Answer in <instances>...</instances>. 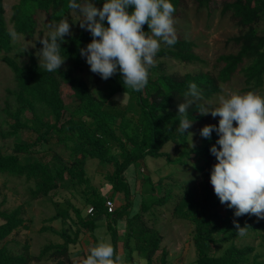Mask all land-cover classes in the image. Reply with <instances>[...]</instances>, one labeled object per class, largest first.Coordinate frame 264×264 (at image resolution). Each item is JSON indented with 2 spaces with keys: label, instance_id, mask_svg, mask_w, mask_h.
Returning a JSON list of instances; mask_svg holds the SVG:
<instances>
[{
  "label": "trees",
  "instance_id": "16d2710c",
  "mask_svg": "<svg viewBox=\"0 0 264 264\" xmlns=\"http://www.w3.org/2000/svg\"><path fill=\"white\" fill-rule=\"evenodd\" d=\"M171 2L175 6V15L182 0ZM195 2L200 8H210L212 0ZM67 4L68 0H18L13 5L10 17L13 29H10L4 0H0V52L7 53L3 59L14 73L15 88L10 92L16 99L15 104L8 102L6 105L4 122L8 128L4 129L0 124V135L20 137L24 129L35 135L34 139L14 142L11 152L0 143V175L24 176L29 182L32 199L47 196L60 187L72 188L80 194L83 206L93 209L86 212L68 197L56 201L58 211L53 218L67 220L72 231L44 226L43 230L62 235L64 241L48 242L39 254H32L28 240L19 249L10 246L5 239L21 226H28L23 206L12 210L0 208V217L4 219L0 223V264H30L32 261L71 264V245L86 232L97 244L96 231L102 219L112 237L113 264H137V257L146 260L147 264H172L166 247L159 256V263L156 261L163 235L155 224H150V221L155 223L161 219L156 206H166L172 201L175 202L173 217L189 220L194 226L196 256L185 264H264L261 259L264 253H254L256 243L241 241L245 236L260 237L259 244L264 245V219L248 214L235 217L233 210L224 204L225 211L221 212V203L209 182L212 165L217 162L209 151L217 138L216 133H212L211 140L202 137L198 144L190 147L188 134L204 115L196 111L195 105L191 106L188 118L193 119V124L184 135L176 130L178 121L175 120L177 104L191 82L202 89L203 104H207L206 101L220 91L221 83L229 81L237 70L244 75L246 90L256 91L263 87L264 26L259 29L257 24L264 22V0H223L222 12L231 14L240 26V32L231 37L238 49L218 57L221 65L217 73L209 70L169 73L164 61L160 60L150 66L148 84L143 90L125 89L120 74L107 80L97 75L98 80L105 82V85H97V93L96 82L81 75L85 59L80 56L79 48L91 40L89 32L83 29L65 37L67 42L61 45V55L67 58L58 72L49 73L39 67L38 57L32 53L27 63H20L10 55L15 47L14 33L32 36L39 15L43 13L52 21H60L71 12ZM99 5L102 4L97 0ZM143 27L147 30L146 24ZM194 46L193 40L177 34V43L162 45L156 56L187 63L202 61ZM64 84L71 90L67 96L62 87ZM54 135L58 143H64L70 149V159L64 160L60 153L52 150L49 143ZM37 145H41L40 149ZM46 154H53V159L46 160ZM93 158L111 168L102 171L105 180L101 186H96L87 172V163ZM153 158L162 161L167 168H174L167 175L172 178V184L164 183V177L154 179L153 174L159 167L151 162ZM131 167L141 168L144 176L142 191L136 190L142 195L137 211L133 210L135 189L128 173ZM177 172L202 173L204 192L199 194L183 182L181 192L176 193L174 185L177 182L179 185V181L176 178V182L173 175ZM117 198H121L122 203L110 210L107 201L116 203ZM233 220L242 227L247 225L244 236L237 234ZM122 221L125 230L119 234ZM120 241L125 255L123 263L118 259ZM219 247L222 250L217 253Z\"/></svg>",
  "mask_w": 264,
  "mask_h": 264
},
{
  "label": "clouds",
  "instance_id": "9594fccd",
  "mask_svg": "<svg viewBox=\"0 0 264 264\" xmlns=\"http://www.w3.org/2000/svg\"><path fill=\"white\" fill-rule=\"evenodd\" d=\"M68 0L67 7L80 16L79 27L91 36L90 42L79 48V54L89 70L107 80L119 73L125 89L141 91L148 84L149 68L162 45L177 43L171 0ZM147 25V30L144 25ZM47 36L36 55L39 67L49 73L58 72L67 56L61 55V45L71 36V23L61 19L49 25ZM124 98V97H123ZM202 89L188 84L177 104L176 130L183 134L192 124L189 109L195 105L201 115L219 117L217 124H205L201 137L217 138L209 151L216 158L209 182L221 204L233 210L235 217L255 215L264 219V95L253 91H229L218 95L214 105L201 103ZM191 139V133L188 134ZM236 232L246 234L247 225L233 220ZM114 248L100 242L89 249L83 264H113ZM137 264H147L137 257Z\"/></svg>",
  "mask_w": 264,
  "mask_h": 264
},
{
  "label": "rangeland",
  "instance_id": "374dc122",
  "mask_svg": "<svg viewBox=\"0 0 264 264\" xmlns=\"http://www.w3.org/2000/svg\"><path fill=\"white\" fill-rule=\"evenodd\" d=\"M18 0H4L5 5V16L8 21V26L13 29L10 17L13 13V5L17 3ZM99 5L97 7H100ZM223 0H212L210 3V8L197 6L195 0H182L181 5L178 7V11L174 15L176 34L189 38L195 42L194 51L200 55L202 61L196 63L181 62L171 57H157L154 58V63L160 60L164 61L165 69L169 73H179L184 74L186 72H196L199 70L204 71H216L219 69L221 63L218 61V57L222 53H228L236 51L238 45L231 41V37L240 32V26L236 23L229 12L223 13ZM69 16L71 18L69 19ZM71 23V33L75 34L79 29V19L80 16L76 11L71 10L70 14L65 17ZM63 18V19H65ZM59 21H52L49 17L43 13L39 15L38 23L36 26V32L32 36H26L22 34L14 33V44L15 47L10 52V55L15 56L20 63H27L30 60V54L36 55L38 49L42 46L39 42L41 37L47 36L50 31L49 25L58 23ZM264 26V22L261 21L257 24V27L261 29ZM7 53L0 52V124L2 128L7 129L8 124L4 122L7 117L5 111L8 102L15 104L16 99L10 90L15 88L14 73L11 67L3 59V56ZM119 74V73H116ZM81 75L86 79L91 78V81H95L94 85L95 92L97 93V85H105V82L97 79V74L92 73L89 70V65L84 63V70L81 71ZM155 75V73H154ZM63 91L65 96L71 91L69 86L64 84ZM229 91L247 92L245 89L244 75L240 70H237L232 78L221 83L220 91L216 92L213 97L207 100V104L214 105L216 103L217 97L221 93H226ZM101 92V90L99 91ZM257 94L264 95V85L262 88L253 91ZM30 115V111L26 112ZM219 117H212L211 114L204 115V119L199 122H195L192 127L191 139L188 141V146L193 147L198 144L201 140L199 130L205 124H215ZM20 137L10 136L4 138L0 135V143L7 146L8 151L11 152L13 149V143L19 140L34 139L35 135L28 129H24ZM49 145L53 151L60 153L64 160L70 159V149H68L64 143H58L57 136L54 135L50 139ZM41 145H37L36 148L40 149ZM46 160L53 159V154H46ZM151 162L159 167V171L153 174L155 180L158 176L164 177V183L170 184L172 178H168L167 175L174 170V168H167L163 166V162L159 160L151 159ZM110 168L109 165H104L99 162L97 158L89 160L87 163V172L90 177L93 178V183L96 186H101L102 182L105 180L103 176L104 171ZM111 169V168H110ZM103 171V172H102ZM128 173L132 180V185L134 191V207L133 210L137 211L139 209V204L142 198L141 193L136 190L142 191L143 188V175L141 168L131 167ZM176 173L173 175L175 181L178 178V182L174 185V190L176 193L181 192L183 182L191 185L200 194L204 192V176L202 173L187 172V173ZM182 183V184H181ZM172 184V183H171ZM29 182L26 181L25 177L15 178L7 175H0V208L6 210H12L19 205L24 208L25 223L28 225L21 226L19 229L14 230L5 239L9 241L10 246L16 248H23L25 241L30 243V252L32 254H39L43 245L48 242H63L64 237L52 230H43L44 226H52L55 230L65 229L67 231H72L70 223L61 218H53V216L58 211V206L56 201H62L65 197L71 198L74 203L84 207V211L88 212L89 206H83L80 194L76 190H72L67 187H60L56 190L51 191L47 196H42L36 199H32L30 196ZM122 198V196H121ZM117 198L116 203H113V208L122 203V199ZM174 201L169 202L166 206L159 205L156 206L160 220L155 223L150 221L151 225L157 226L163 235V241L161 248L156 256V261L159 263V256L162 253L163 247H166L169 251V260L172 264H185L187 261L193 260L196 256L195 243L193 241V223L189 220L175 219L173 217V205ZM221 212L225 211L223 204L219 205ZM148 218V215H145ZM4 222V219L0 217V223ZM100 228L96 231L97 241L108 242L111 245L112 237L111 233L106 226L104 219L101 220ZM125 223L122 221L119 225V234H123ZM260 237L253 239L251 236H245L241 239L242 242L252 241L256 243V252L264 253V245L259 244ZM95 238L91 236L89 232H86L81 236V239L76 243L71 245V264H83L84 258L88 255L89 249L96 244ZM218 248L217 253H220ZM77 250V251H76ZM76 251V252H75ZM118 259L120 262L125 261L123 242H119V253ZM264 259V256L261 258ZM37 261H32L30 264H40ZM43 262V261H42ZM45 262V261H44Z\"/></svg>",
  "mask_w": 264,
  "mask_h": 264
},
{
  "label": "built area",
  "instance_id": "2783aa9c",
  "mask_svg": "<svg viewBox=\"0 0 264 264\" xmlns=\"http://www.w3.org/2000/svg\"><path fill=\"white\" fill-rule=\"evenodd\" d=\"M107 204L109 205V209L111 210V209L113 208V205H112L113 202L108 200V201H107ZM92 209H93V208L90 207L89 210H88V212H92Z\"/></svg>",
  "mask_w": 264,
  "mask_h": 264
}]
</instances>
